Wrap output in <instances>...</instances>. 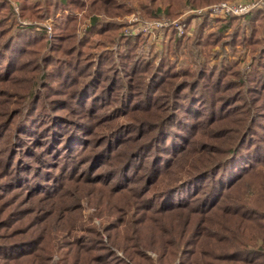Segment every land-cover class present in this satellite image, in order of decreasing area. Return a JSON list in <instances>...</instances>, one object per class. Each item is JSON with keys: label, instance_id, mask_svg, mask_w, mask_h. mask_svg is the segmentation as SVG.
<instances>
[{"label": "trees", "instance_id": "1", "mask_svg": "<svg viewBox=\"0 0 264 264\" xmlns=\"http://www.w3.org/2000/svg\"><path fill=\"white\" fill-rule=\"evenodd\" d=\"M88 3L100 8L109 0H18L17 13L7 0H0V78H11L22 71L25 57L30 54L28 49L46 39L40 22H20L10 32L5 24L7 15L12 14L19 22L17 16L29 18L35 14L42 20L66 11V16L74 21V8L83 9ZM243 20L240 24L235 15L217 20L206 17L194 44L198 51L217 44L252 46L256 54L246 76L224 64H203L193 73L177 69L175 60H169L165 52L171 45L176 48L182 44L173 31H168V43L158 56V64L137 50L141 37L124 36L119 41V35L108 34L107 38L116 42V50L105 48L85 54L83 41L71 44L67 50L71 63H66L79 68L78 77L70 75V67L55 66L63 76V84L54 86L45 79L41 87L46 90L35 87L15 100L16 106L11 110L14 114L9 112L0 121V136L10 131L12 137L4 163L5 170L13 168L11 184L26 187L32 195L58 198L63 194L64 182L76 178V169L83 162L89 164L81 173L92 165L98 168L95 165L101 162L102 167L108 165L101 174L91 177L85 171L87 177L83 176L90 180L83 181H106L107 177L109 183L113 182V189L122 191L123 196H127L126 191H133L123 208L135 209L142 221L154 219L158 229L171 237L174 234L167 245L173 250L159 249L158 261L165 253L174 255L175 246L182 245L178 264H264L262 246L249 247L243 238L231 237L243 222L258 223L264 230V202L250 195H234V189L248 175L264 170V38H259L257 24L264 21V10L250 11ZM213 21L216 28L204 36V27ZM96 24L99 33L116 30L114 23L98 20ZM59 28L54 29L51 40L69 41V32L61 34ZM54 51L51 48L50 52ZM35 57L39 66L47 59L42 58L41 52ZM58 61L55 57L56 65ZM84 75L86 78L80 80ZM147 76L150 80L144 81ZM49 92L54 96L48 97ZM157 108L162 112L153 119H139V113H151ZM121 114L126 117L124 120ZM233 114H237L233 124L218 126L232 119ZM98 122L104 129H96ZM203 132L209 135L207 138L224 141L214 144L207 138L198 139ZM229 133L232 134L228 136ZM25 134L32 138L33 149L26 146L30 159L41 158L35 147L42 146L55 160L40 159L38 165L25 162L27 152L20 153L15 147ZM179 159L186 160L181 165L184 173L176 180L166 181L164 177ZM48 164L60 171L66 169L59 177L46 170ZM129 183H134L135 188L128 187ZM255 187L256 197L263 194L264 179L257 181ZM123 208H118L121 214L126 212ZM180 218L183 220L175 233L177 224L173 220ZM121 219L126 220L123 216ZM205 243L214 244L218 252L212 254L204 248ZM36 245L34 241L0 244V255L14 259ZM100 250L87 264H134L132 258L119 257L106 248Z\"/></svg>", "mask_w": 264, "mask_h": 264}, {"label": "rangeland", "instance_id": "2", "mask_svg": "<svg viewBox=\"0 0 264 264\" xmlns=\"http://www.w3.org/2000/svg\"><path fill=\"white\" fill-rule=\"evenodd\" d=\"M219 1L225 0H109V3L101 5L100 8L90 7L89 3L83 9L74 8L71 14L74 21H71L66 16V11L58 12L54 16L46 17L42 20H38L34 16L35 14L30 15L29 18L17 16L19 22L14 20L12 14L7 15L5 24L9 28V31L11 30L10 32H13L14 27L19 26L20 22L24 24L40 22L46 39L28 49L30 54L26 55L25 60L23 59L22 71L17 72L14 76L12 75L11 78H0V89L2 90L0 92V121L9 112H11V115L14 114L15 111L11 110L16 106L15 102L17 100H20L25 94L35 89V87L42 89L41 85L45 79L50 80L51 84H55L54 86L63 84V76H61V72L58 74L55 66L60 69L70 67L66 62L71 63L67 59V50L71 44H79L83 41V54L90 50L92 52H100L105 48L116 50V42L112 43V40L107 38L108 34L119 35V41H122V37L124 36L141 37L142 41L138 45V49H136L143 51V54L141 52V56L152 57L154 59L153 63L158 64L160 60L158 56L165 51V46L168 43L167 34L173 31L176 36L180 37L182 44L176 48L171 45L172 48L165 52L169 60H175L177 69L182 68L186 72L193 73L203 64L209 67L224 64L237 68L243 76H246L252 69L256 54L252 46L240 43H233L232 45L217 44L203 49V51H198L197 47H195V37L198 35V29L203 19L206 17L214 20L220 19L208 16L204 9ZM7 2L15 8V12L17 13L18 9L16 5L18 4V0H7ZM257 9L264 10V7L253 10ZM4 12L6 11L3 10L2 13ZM151 16L156 17L149 19ZM237 17L238 22L241 24L244 21L243 16ZM161 18L176 19L183 23L185 26L184 32L178 35L174 27H164L153 33L143 31L146 23ZM98 20L114 23L116 30L99 33L97 29L99 24H96ZM215 23L213 21L204 27V36L216 28L217 25ZM257 24L260 28L258 36L259 38H264V21H259ZM56 27H60L61 34L69 32L67 38L71 37L70 40L54 43V40L52 41L51 39L54 36V29ZM134 29L137 30L135 31ZM87 33L89 37H86ZM49 43L51 46H49ZM53 47L55 51L51 53L50 50ZM40 52L42 58L45 57L48 60L45 59L42 65L39 66L35 64V54ZM50 54H53L52 58ZM54 56L59 59L58 65L54 62ZM114 58L117 62V56ZM70 68L72 69L70 75L78 77L76 73L79 68ZM122 70H124L123 67ZM85 78L86 75L80 77V80ZM148 80H150L149 76L144 78V81ZM66 90V87H64V93L67 92ZM47 95L48 97L54 96L52 92H49ZM65 96L67 97V95ZM68 102L71 105V102ZM71 106H75V104ZM61 112L66 113L67 111L61 109ZM161 112L162 110L158 108L151 113L141 112L139 113V119H153ZM237 114H233L232 119L222 122L218 126L233 124ZM11 117L13 118V116ZM125 118L121 114V120ZM13 120H16V117ZM101 128V124L99 122L96 123V129L100 130ZM10 134V131H5L0 136V244L6 246L10 242L34 241L37 245L35 248H28L26 250L28 253L23 252V254L17 255L14 259L10 257H8L9 259L3 258L0 255V264H87L90 257L102 252L103 249L100 250L101 248L114 251L119 257L132 258L131 260L134 264H148L149 262L151 264L179 263L177 256L181 254L182 245L175 246L174 255L165 253L162 255L161 261H158L159 249L163 250V252L167 250L171 252L173 250L167 245L174 234L171 237L158 229V225L156 224L158 222L154 219L142 221V218L138 217V213H135V209L123 208V202L132 198L133 191L125 190L127 196H123L121 194L122 191H115L113 189V182L109 183L107 177L106 181L103 178L99 181L92 178V181H87L90 179L86 178V172L90 173L89 176L93 177L96 176L95 174H101L102 168L108 165L102 167L100 162L95 165L99 166L98 168H94L92 165L89 167V170L81 173L86 166L88 167L87 164H89V162L82 161L83 163L78 167L79 169H76L78 175H76V178H71L72 180L64 182L63 194L58 198L48 197L47 195H32V193L26 191V187L21 188L18 185L11 184L13 179L10 173L13 168L10 166L5 170L6 166L4 164L9 152L8 146L10 140H12ZM203 134L204 132L199 134L197 138L204 139L209 136ZM231 134L229 133L228 136ZM23 136H25L22 137L24 140L18 142L19 145L15 146L17 148L15 149L20 153L27 152V145L33 149L31 136L28 137L29 135L26 134ZM205 140L214 144L224 141V139L218 137H210ZM35 150L40 152V159L46 161L55 160L48 149L39 146L35 147ZM29 154L28 152L24 154V161L33 162L32 164L38 165L40 159H30ZM212 154L214 156L217 155L214 152ZM16 156L18 157L19 155L16 154ZM16 156L14 159L17 158ZM184 162L186 160L179 159L173 169L167 172L164 177L165 180L173 181L181 177L184 173L181 170V165ZM77 164H79V161ZM45 168L48 172L56 173L59 177L63 175L62 173L66 169L64 168L60 171L52 164H48ZM255 175H248L241 185L234 189V195H250L264 202V193L256 197L255 192L257 190L255 187L256 182L264 179V170L262 173L259 172ZM85 178L87 180L83 181ZM46 182L51 183L49 180ZM127 186L135 188L134 183H129ZM120 205L126 211L125 214H121V211H119ZM122 216L124 220L126 219L125 221H121ZM182 220V218L173 220V223L177 224L174 227L175 233L178 232L180 228L179 224ZM263 232L264 230L258 223L243 222V225L237 228V234H233L231 237L233 238L235 237L234 235H237L238 238H243L249 247L262 246L264 248ZM213 247L214 244L211 246L206 243L204 244V248L215 254L218 250Z\"/></svg>", "mask_w": 264, "mask_h": 264}, {"label": "built area", "instance_id": "3", "mask_svg": "<svg viewBox=\"0 0 264 264\" xmlns=\"http://www.w3.org/2000/svg\"><path fill=\"white\" fill-rule=\"evenodd\" d=\"M264 7V0H235V1H219L207 6L204 11L210 17L224 18L228 15L243 16L248 12L256 8ZM164 27H174L178 33L181 35L184 32V24L178 20H172L169 18L155 19L145 24L143 31L153 33L156 30L162 29ZM139 28V27H138ZM137 28V29H138ZM137 29H134L135 31ZM132 30V31H134ZM136 33V32H135Z\"/></svg>", "mask_w": 264, "mask_h": 264}]
</instances>
